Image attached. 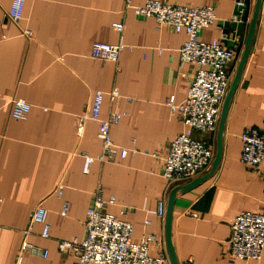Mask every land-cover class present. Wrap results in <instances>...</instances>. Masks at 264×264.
I'll list each match as a JSON object with an SVG mask.
<instances>
[{
  "label": "crops",
  "instance_id": "crops-1",
  "mask_svg": "<svg viewBox=\"0 0 264 264\" xmlns=\"http://www.w3.org/2000/svg\"><path fill=\"white\" fill-rule=\"evenodd\" d=\"M145 1L131 0V5ZM157 1L212 7L216 21L200 33L206 43L223 42L222 23L233 21L237 9L235 0ZM11 2L0 0V264H14L23 241L47 251V257L24 253L22 264H78L72 254L58 251L57 243L84 239L86 212L98 189L104 200L115 199L105 212L126 210L121 218L132 226V241L141 243L152 236L149 255H163L164 264H170L165 221L156 215L157 203L164 200L166 211L170 191L195 178L168 182L161 161L152 155H165L172 139L185 131L167 102L173 98L181 104L190 84L193 69H179L178 51L186 35L167 27L157 30L153 19L136 17L124 0H25L18 23L6 19ZM254 4L249 0L241 36L231 40L229 34L231 47L223 43L238 54ZM115 23L123 24L126 47L118 62L92 59L94 42H119ZM112 89L122 96L114 106L108 99ZM96 91L105 94L101 119L114 108L123 114L110 127L113 143L138 153L117 159V164L94 162L84 175L83 155L100 153L98 125L87 122L81 138L76 129ZM15 99L31 107L23 121L11 118ZM248 127L264 131V0L228 109L219 166L210 178L175 196L171 242L179 264H264V248L260 261H237L227 245L230 221L241 212H257L264 199L263 173L240 162V137ZM193 137L215 151L216 134L194 132ZM59 185L63 190L57 196ZM64 203L68 211L62 217ZM37 206L47 210L45 239L40 236L42 225L30 221Z\"/></svg>",
  "mask_w": 264,
  "mask_h": 264
},
{
  "label": "built area",
  "instance_id": "built-area-1",
  "mask_svg": "<svg viewBox=\"0 0 264 264\" xmlns=\"http://www.w3.org/2000/svg\"><path fill=\"white\" fill-rule=\"evenodd\" d=\"M125 8H131L136 17L150 18L156 29L170 28L175 33L183 32L187 39L180 47L179 69H193L190 84L184 101L176 105L170 98L167 105L171 112L178 113L185 131L172 139L165 155L158 157L162 163V176L170 183L183 182L196 178L210 168L214 158V148L193 137V133L215 135L220 118L223 101L228 92L232 71L239 60L240 54L234 48L226 47L221 40L206 43L200 40L203 29L215 21L214 9L210 6L194 7L189 5L170 4L157 0H147L140 6H132L131 0H124ZM25 0H12L6 13V19L18 23L22 18ZM236 13L242 3H236ZM237 16H234L236 18ZM119 36V42L109 45L94 42L90 57L94 60L117 63L122 51L126 48L122 42L123 24H113ZM26 36L31 32L24 31ZM105 94L96 91L87 113L78 117L77 138H81L87 122L98 125L97 138L100 141V153L96 157L83 155L82 173H89L94 162L100 164H117V159H125L129 154L138 153L135 149L128 150L113 143L110 127L116 125L123 114L111 110L101 119V111ZM122 96L116 89L108 93L109 102L114 106ZM30 105L23 99H15L11 103V118L23 121L30 112ZM240 162L245 168L257 170L264 175V131L248 127L241 134ZM63 186L57 187L56 195L60 196ZM115 199L104 200L100 189L95 192L91 206L84 220L85 237L82 241L76 238L59 241L57 249L76 257L78 264H164L165 256L151 257L149 243L152 236L145 237L141 243L132 241V226L122 220L126 213L121 209L117 214L104 211L107 205H113ZM68 203L63 204L60 215L65 217ZM156 215L160 220L165 217V201L159 200ZM47 210L35 207L30 221L42 225V238L49 237V225L46 222ZM145 221L146 226H150ZM228 252L237 261H260L264 248V199L257 212H241L230 221V237L227 241ZM47 257V251L23 241L14 264H22L23 254ZM191 263V262H190Z\"/></svg>",
  "mask_w": 264,
  "mask_h": 264
},
{
  "label": "water",
  "instance_id": "water-1",
  "mask_svg": "<svg viewBox=\"0 0 264 264\" xmlns=\"http://www.w3.org/2000/svg\"><path fill=\"white\" fill-rule=\"evenodd\" d=\"M236 3H242V6L238 7V11H242V14L235 13L234 16H237L236 18L233 19L231 22H225L222 23L223 27V43L229 42L228 46L231 47L233 45L232 41H227L229 34L231 35V40H234L235 37L241 36L242 29H243V24L246 22L247 16H248V9H249V0H235ZM261 6V0H255L253 12H252V17L249 21L248 25V30L247 34L245 37L244 44L242 46V50L239 56V60L237 62L236 70L234 72L233 78L231 80L228 92L226 94V97L223 101L222 108H221V113H220V118L219 122L217 125V131H216V137H215V152H214V158L211 162L210 168L208 169L207 173L204 175L195 178L192 180L190 183L181 185V186H176L174 187L168 197H167V203H166V211H165V244H166V249H167V255L170 264H179L173 249V245L171 242V223H172V208L175 200V196L178 192H186L194 187H196L199 183L205 181L206 179L210 178L215 171L217 170L220 160H221V153H222V134L224 130V125L228 113V109L231 103V100L233 98V95L238 87L239 81L241 79V75L245 66V63L247 61L251 44L253 41L254 37V32H255V26L257 22V17L259 13V9Z\"/></svg>",
  "mask_w": 264,
  "mask_h": 264
}]
</instances>
